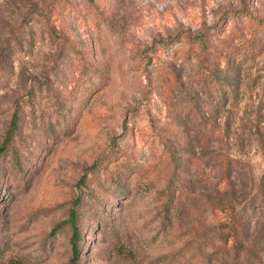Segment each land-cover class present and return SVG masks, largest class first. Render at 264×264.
Masks as SVG:
<instances>
[{
  "label": "rangeland",
  "instance_id": "1",
  "mask_svg": "<svg viewBox=\"0 0 264 264\" xmlns=\"http://www.w3.org/2000/svg\"><path fill=\"white\" fill-rule=\"evenodd\" d=\"M75 211L77 264H264V0H0V264Z\"/></svg>",
  "mask_w": 264,
  "mask_h": 264
},
{
  "label": "trees",
  "instance_id": "2",
  "mask_svg": "<svg viewBox=\"0 0 264 264\" xmlns=\"http://www.w3.org/2000/svg\"><path fill=\"white\" fill-rule=\"evenodd\" d=\"M245 15L246 18H249L250 20L253 18L250 15V12L248 10V5L244 4L243 5V11H242ZM255 21V20H254ZM256 21L253 23V25H251V28H253L254 30H256ZM51 33L52 36H57V34L55 33V30L53 29V27H47ZM225 220L223 225L221 226L222 228L227 230V233L225 234V238L226 240H230L231 239V233H229V230L233 229V234H236V225H237V221H236V217L234 215V213L230 210H227L225 212ZM67 223L70 225L71 230H72V236H71V253H72V257L70 259V264H77V260L80 257V242L82 240V231H81V227L78 224L77 221V211L75 212H70L69 213V218L67 220ZM62 226V225H60ZM237 248V247H236ZM236 252V251H235Z\"/></svg>",
  "mask_w": 264,
  "mask_h": 264
}]
</instances>
